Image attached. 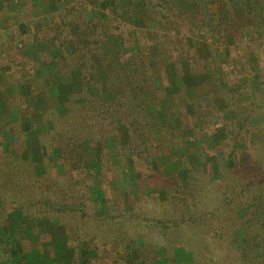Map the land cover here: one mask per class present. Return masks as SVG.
<instances>
[{
  "label": "trees",
  "instance_id": "trees-1",
  "mask_svg": "<svg viewBox=\"0 0 264 264\" xmlns=\"http://www.w3.org/2000/svg\"><path fill=\"white\" fill-rule=\"evenodd\" d=\"M101 2L102 0H80L57 16L59 22L46 24L40 30L42 38L50 39L59 47L61 44L71 43L72 50L69 53L64 52L59 57L51 58L47 52L46 54L43 52L40 58L43 62L56 67L59 77L76 75L81 86L79 91L67 94L64 102L65 111L60 113L56 99L48 96L42 77L35 78L36 64L28 58L33 69L28 72L30 76L28 78L32 80L31 83H26L30 88L26 96L44 97L46 107L40 112H35L42 114V119L52 125V130L47 134L38 135L33 144H36L39 151L47 153L48 151L52 153L51 149H59L63 172L57 174L58 172L47 166L44 174L40 175L35 172L30 161L13 160L12 155L4 157L0 161V231L5 228L8 218L14 212L19 213L23 222L12 234L22 248L21 254L25 256L33 250L40 252L41 250L36 247H42L50 241V234L46 232L45 227L47 224L61 225L60 223L63 224L61 217L72 215L76 225H72L69 231L71 236L67 234L68 232H65L64 236L66 249L73 252L69 261L55 260L51 264H105L103 249L109 250L107 264H115L117 259H128L131 255L139 259L137 262L139 264H151L150 254H157L155 262L161 258L159 264H264V132L261 127L253 129L261 136L253 141L254 143L241 138L235 142L238 145H233V148L235 146L240 148L238 151L229 148L231 169L225 175L226 185L221 189L209 187L202 180L199 182L194 180L197 184L190 187L192 194H187L183 190L176 191L175 188H172L168 195L165 192H158L162 198L168 197L177 216H169V211L167 214L159 213L158 208L150 210L140 218L137 217L140 214L132 217L124 211L115 214L104 211L98 215L94 204L84 200L88 187L95 181L90 182L94 177L85 175L82 181L87 182L86 187L81 185L83 189L75 190V178L69 169L81 170L88 165L82 151H98V154L100 152L105 156L103 151L108 149L109 142L112 143V140L117 138L115 132L119 131L118 128L123 126L125 129L128 128L127 122L133 115L132 109L137 111L142 109L140 96L144 97L150 87L154 88L151 83L156 70L150 68L148 61L145 63L138 61V56L143 58L140 52L136 57L124 51L126 47H132L133 39L127 31V23L120 19L121 12H125L129 17L132 14L133 0L119 10L107 4L108 7L105 6L103 10L105 12L103 18L94 14V10H101ZM183 2L193 9L205 12L209 6L217 3L219 12L216 18L206 12L200 18L192 19L190 13L179 11L176 0L138 1L144 22L159 25L158 33L169 42L167 44L172 55L178 52L173 41L177 42L176 46L184 48V51L189 50L185 37L189 33L197 35L198 31L204 32L202 38L209 48V57L220 48L227 50L224 47L236 44L234 42L237 39L252 41L264 37V0H183ZM29 11L28 8L20 10V7L9 13H6L7 10H1L0 27L3 28V34L18 36L16 38L19 39L21 34L16 31L18 30L16 22L18 20L26 22ZM241 20L244 21L243 24L240 23ZM180 28L183 30V33L180 32L181 35ZM3 34L1 33L0 37ZM153 35L159 41L157 33ZM25 37L24 42H31L28 34ZM108 38L113 42L117 64L131 85L128 90L115 95L112 99H105L91 78L97 64L106 65L109 61V56L103 51V44ZM143 39L145 38L142 32L136 39L138 50L145 48ZM13 49L9 48L5 55L10 50L13 53ZM182 54L174 59L175 66ZM230 54L228 51L226 61L230 60ZM21 57L27 59L22 50ZM10 60L18 63V60ZM159 60L158 58L155 61L160 62ZM209 64L210 61L207 62V67ZM147 70L150 76L146 75ZM34 80L36 83L33 88ZM92 88L96 89L95 93L91 92ZM135 102L137 105H134ZM263 109V103L258 104L261 115L264 114ZM34 110L28 109L27 116ZM245 111L246 108L243 109L244 113ZM252 113L249 108L246 114L250 117ZM131 121L138 123H135L136 131L141 132V128L144 127L140 126V122L135 118ZM151 124L156 129L161 126L154 122ZM253 131L250 134H254ZM15 135L21 139V143L29 146L30 137L27 131L16 130ZM133 142V139H129L127 145L132 146ZM120 144L124 146L123 143ZM167 167L171 172L178 169L177 162L169 163ZM52 171L55 172V180L49 181L47 177H50ZM97 175L99 181L105 183L104 176L99 172ZM69 186L76 193L82 192L80 196L75 193L68 196ZM104 186L106 188L105 184ZM98 190L102 193L101 184ZM183 195H186L185 198L180 199ZM109 204L114 206L112 209L120 207L115 200ZM120 209L124 210L122 206ZM171 213L173 214L172 210ZM242 213L243 217H239ZM26 221L35 226L40 225L42 230L35 232L36 227L32 226L30 229L31 226ZM111 227L117 228L120 234L114 230L110 232L109 239H102V230ZM28 230H31V234ZM235 232H239V237H242L240 242L232 240ZM26 242L31 243L33 248L24 252L22 244ZM76 247L80 251L96 252L97 256L80 261ZM46 249L52 253L51 246L48 245ZM184 255L187 256V260L180 263L178 258ZM9 263L12 264L13 261L10 260Z\"/></svg>",
  "mask_w": 264,
  "mask_h": 264
},
{
  "label": "rangeland",
  "instance_id": "rangeland-1",
  "mask_svg": "<svg viewBox=\"0 0 264 264\" xmlns=\"http://www.w3.org/2000/svg\"><path fill=\"white\" fill-rule=\"evenodd\" d=\"M79 1L0 0V11L7 10L6 13H9L19 7L20 10H26V8L30 10L26 22L24 20L16 22L18 27L16 31L21 34L19 39L16 38L18 36L3 34V28L0 27V32L3 34L0 37V161L12 155L13 160L30 161L37 174H44L47 166L53 168L56 173L58 172L57 174L63 172L59 149L54 148L51 149L52 153L49 151L47 153L39 151L36 144H33V140L38 135L50 132L52 125L42 119V114L35 112H40L46 107L44 97L26 96L30 92L29 85L26 83H31L32 80L28 78L30 77L28 72L33 69L28 58L36 64L35 78L42 77L48 96L56 99L58 111L64 113L66 96L70 92L80 90V79L74 74L59 77L56 67L50 65L51 63L43 62L40 56L43 52L45 54L47 52L51 58H56L64 52L69 53L72 46L68 42L59 47L50 39L42 38L40 30L46 24L59 22L57 16ZM129 1L102 0L101 10H94V14L103 18L105 13L103 10L107 4L119 10ZM138 1L133 0L132 14L129 17L125 12H121L120 19L127 23V31L133 39L132 47H126L124 51L134 56L140 52L143 58L136 56L138 61L140 63L148 61L150 68L156 70L151 83L154 88L150 87L144 97L140 96L142 109L140 111L132 109L133 115L129 123L127 122L128 128L125 129L124 126L118 128L119 131L115 132L117 138H114L112 143L109 142L108 149L103 151L105 156H102L100 152L98 154V151H82L88 165L81 170L71 168L69 170L74 175L77 191L83 189L81 185L86 187L87 182L82 181L85 175L94 177L90 182L95 181L88 187L84 200L94 204L98 215L104 211L114 214L124 211L132 217L140 214L137 216L140 218L150 210L158 208L159 213L167 214L169 211V216L174 217L177 213L171 201L168 197L162 198L158 192H165L168 195L172 192L171 189L175 188L176 191L183 190L187 194H192L190 187L193 184L195 186V183L197 184L200 180L209 187L221 189L226 185L224 177L231 169V161L228 158L229 148L238 145L235 142L241 138L250 142L258 140L261 136L253 129L261 127L264 132V114L261 115L258 111V104L263 103L264 108V37L261 40L253 39L252 41L237 39L234 42L236 44L224 47L229 54L231 52L230 60L226 61L228 51L222 48L209 57V48L202 38L204 32L198 31L197 35L189 33L185 37L189 50L184 51V48L176 46L177 42L173 41L178 52L172 55L169 51L170 47L168 48L169 42L162 37L161 33H158L159 25L144 22ZM176 3L179 11L190 13L192 19L200 18L206 12L209 16L216 18L219 12L217 3L209 6L206 12L193 9L183 0H176ZM240 23L243 24L244 21L241 20ZM142 32L145 48L138 50L136 39ZM180 32L183 33L181 28L179 35H181ZM154 33L159 36V41L154 37ZM27 34L31 41L28 43L24 42ZM11 47L14 48L13 53L10 50L5 55ZM21 50L27 59L21 57ZM103 51L109 56V61L106 65L97 64L91 78L104 98L112 99L115 95L128 90L131 85L117 64V55L110 38L103 44ZM181 51L184 53L182 54ZM179 54L183 57L181 55V59L177 60L178 63L175 66L174 59H177ZM158 58L160 62L155 61ZM10 59L18 60V63ZM202 59L205 60L202 61ZM208 61L212 65L209 64L207 67ZM146 75H151L148 70ZM147 82L150 83V81ZM95 90L92 88L91 92L95 93ZM134 105H137L136 102ZM30 108L35 110L27 116ZM249 108L253 111L250 117L246 114ZM131 118L138 120L140 126L144 127L141 128V132L137 133L135 124L137 122L131 121ZM151 122L161 126L156 129ZM16 130L28 132L29 146L21 143V139L15 135ZM252 131L254 134H250ZM129 139L134 141L132 146L127 145ZM233 149L238 151L240 148L235 146ZM172 162H177L178 166L174 172L167 167ZM54 171L51 174L48 173L49 181L55 180ZM98 172L104 176L105 183L99 181V176H96ZM100 184L102 193L98 190ZM68 189H70L67 190L69 195L65 193L68 196L75 193L79 197L82 193L74 192L70 186ZM185 196L183 195L180 199H184ZM114 200L115 203H119V209H112L114 206L109 204ZM121 206L124 210L120 209ZM72 217V215L61 217L63 220V224L59 222L61 225L47 224L45 227L46 232L50 234V241L42 247H36L41 250L40 252L33 250L23 256L22 248L13 237V232L23 219L19 213L14 212L6 222L7 227L0 231V264H11L10 260L13 261L12 264H51L55 260L69 261L73 250L66 249L64 233L68 232L67 234L71 236L69 231L72 225H76ZM239 217H243V213ZM26 222L31 226L30 229L32 226L36 227L35 232L42 230L40 225L35 226ZM114 230L120 234L114 227L103 229L102 239H109L110 232ZM28 231L31 234V230ZM232 240L234 242L242 240L239 232L233 233ZM70 242L74 244L71 239ZM48 245L52 247V253L46 249ZM22 247L24 252L33 248L29 242L23 243ZM76 251L80 261L97 256L96 252L80 251L77 247ZM103 251H105L104 262L107 264L109 250L103 249ZM156 256L157 254H150L151 264L161 263V258L155 262ZM178 260L180 263L185 262L187 256H179ZM138 261L135 255H131L128 259H117L115 264H139Z\"/></svg>",
  "mask_w": 264,
  "mask_h": 264
}]
</instances>
